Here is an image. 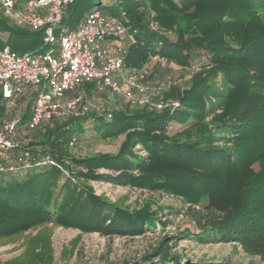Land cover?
I'll use <instances>...</instances> for the list:
<instances>
[{
    "label": "trees",
    "instance_id": "obj_1",
    "mask_svg": "<svg viewBox=\"0 0 264 264\" xmlns=\"http://www.w3.org/2000/svg\"><path fill=\"white\" fill-rule=\"evenodd\" d=\"M179 1L181 5L175 0H98L97 3L74 0L67 6L63 26H76L93 7L125 20L135 37L127 57L128 65L141 66L146 57L157 55L175 61L192 46H200L212 55L215 66L209 70L208 77L200 73L193 75L192 86L180 95L181 105L177 110L173 105L161 111L142 107L128 112L125 108L115 111L112 117L96 118L98 123L94 127L103 137L124 135L114 155H69L68 143L62 137L68 132V139L73 135L80 138L85 132L81 117L71 121L68 129L57 126L46 128L43 134L38 132L37 141L26 146L37 160L25 169L26 173L20 176L19 170L23 169L0 171V234L47 220L105 235L136 236L145 232L154 217L149 209H128L113 203L87 183H77L75 175L84 180L103 179L131 187L173 190L181 193L185 202L202 188L216 189L210 176L220 166L234 162L232 148L216 147L221 138L219 134L207 133L189 142L169 136L168 128L176 119L194 118L199 122L214 111L206 104L205 93L210 90L209 81L219 75L218 88L229 84L241 86L251 96L264 99V0ZM182 7L184 10L194 8L188 15L190 24L186 32L190 37L184 40L180 31V40L172 42L167 32L172 28V16ZM7 45L10 48L21 45L25 51L45 50L42 31L16 26L0 16V47ZM169 91L166 98L173 87ZM257 103L252 100L250 108ZM258 106L264 108V101ZM217 115L214 123L223 121L225 116L216 118ZM28 116V113L24 116L23 123ZM230 123L225 124L234 127L237 134L241 130L243 133L246 126L248 129L255 125L251 121ZM32 145L42 146L41 151L33 149ZM46 156L56 164L41 163ZM97 168H106L110 173L99 174ZM67 171L76 172L60 185V177ZM245 208L246 205L226 211L217 208L204 211L191 207V214L201 230L192 234L203 242L246 244L254 236L246 224L252 221L253 226L264 232V219L253 220L259 215ZM169 241L166 237L135 264H197L173 252L177 243L169 244Z\"/></svg>",
    "mask_w": 264,
    "mask_h": 264
},
{
    "label": "rangeland",
    "instance_id": "obj_2",
    "mask_svg": "<svg viewBox=\"0 0 264 264\" xmlns=\"http://www.w3.org/2000/svg\"><path fill=\"white\" fill-rule=\"evenodd\" d=\"M175 1L181 5L179 0ZM93 2L97 3L98 0ZM19 5L24 7L26 0H20ZM193 10V7L185 10L182 7L176 11L175 16H172L174 17L171 22L172 28L167 32L172 42L180 40L178 36L180 31L184 40L190 37L186 31L190 24L188 15ZM243 15L247 16V14ZM0 16L3 17L1 10ZM68 26L73 27L75 24ZM60 32V29L56 31L57 43H44V51L58 48ZM11 48L18 53L25 51L21 45ZM214 66L212 55L206 49L192 46L178 60L170 61L158 55L148 56L139 67L147 71L149 78L168 76L173 78V91L168 98L165 94L169 93V90L162 95L169 103H175L176 105H171L177 110L181 105L180 95L192 86L193 75L200 73L201 76L208 77L209 70ZM209 85L210 90L205 93L206 104L214 111L206 114V117L199 122L194 121V118L172 121L168 135L189 142L207 133L221 135L216 147H231L235 153L231 155L233 163L220 166L217 172L211 174L210 179L214 182L215 190L202 188L185 202L181 193H174L173 190L131 187L103 179H78L74 174L76 171L72 172L73 174L67 171L60 177V185L69 176L75 175L77 183H87L97 194L113 203L128 209H149L154 215L153 220L148 224L145 232L136 236L86 232L73 227L60 226L50 220L37 222L28 228L0 234V264H135L157 248L166 237L170 240L169 244L177 243L173 252L197 264H264V232H261L260 227L253 226L252 221L248 222L246 227L254 236L249 238L246 244L203 242L192 234L201 230L191 214V207L204 211L215 208L226 211L246 205V211H255V214L259 215L253 220L259 222L264 219V108L258 106L264 99L251 96L250 92L241 86L233 87L229 84L225 88H218L221 85V75L212 78ZM87 100L91 109L97 105L109 107L118 105L122 109L126 108L128 112L142 109L141 106L125 104L122 98L109 92H90ZM252 100L258 102L252 105L253 109L250 108ZM3 103L4 101L0 100V117L3 114ZM29 106V102L24 103L25 108ZM217 114L225 116L223 121L214 123L213 118ZM100 116L102 115L92 111L89 115L81 117L85 132L80 138L77 137V143L73 146L69 145L68 132L64 133L62 138L68 143L69 155L86 157L97 154L114 155L118 152L124 135L108 137L100 135L94 127L98 123L96 118ZM71 121L76 120L69 118L51 121L26 134L23 129H19L16 136L23 148L37 141L35 135L38 132L43 134L46 128L57 126L68 129L72 124ZM230 121L232 123L251 121L255 125L248 129L246 126L243 133L241 130L237 134L234 127L227 125L231 124ZM193 123L197 124L193 126ZM32 146L37 150L42 148L39 145ZM141 152L145 153L143 150ZM19 171L20 176H23L27 170ZM97 172L110 173L106 168H97Z\"/></svg>",
    "mask_w": 264,
    "mask_h": 264
},
{
    "label": "built area",
    "instance_id": "obj_3",
    "mask_svg": "<svg viewBox=\"0 0 264 264\" xmlns=\"http://www.w3.org/2000/svg\"><path fill=\"white\" fill-rule=\"evenodd\" d=\"M74 0H0L3 16L12 24L42 31L45 44L59 46L48 51L18 53L0 47V171L26 169L36 157L22 148L16 132L35 130L51 121L78 118L92 111L112 117L120 106L88 104L92 93L109 92L130 106L161 111L169 103L162 95L174 86L171 76L149 78L146 70L127 64L135 37L122 18L93 8L74 27L62 25L67 6ZM87 87H90L88 90ZM29 102L28 108L24 103ZM29 114L23 123V118ZM77 143L73 135L69 145ZM37 161V160H36ZM41 163L56 164L50 156Z\"/></svg>",
    "mask_w": 264,
    "mask_h": 264
}]
</instances>
